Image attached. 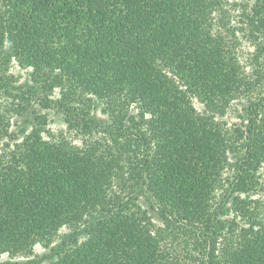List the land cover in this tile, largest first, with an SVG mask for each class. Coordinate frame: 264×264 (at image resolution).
I'll return each instance as SVG.
<instances>
[{
  "label": "trees",
  "instance_id": "16d2710c",
  "mask_svg": "<svg viewBox=\"0 0 264 264\" xmlns=\"http://www.w3.org/2000/svg\"><path fill=\"white\" fill-rule=\"evenodd\" d=\"M263 181L264 0H0V255L264 264Z\"/></svg>",
  "mask_w": 264,
  "mask_h": 264
},
{
  "label": "rangeland",
  "instance_id": "374dc122",
  "mask_svg": "<svg viewBox=\"0 0 264 264\" xmlns=\"http://www.w3.org/2000/svg\"><path fill=\"white\" fill-rule=\"evenodd\" d=\"M251 46H249L248 43L243 42L240 46V51L242 54L243 59L248 56V52L251 50ZM30 69L22 68L17 63H12L9 69V73L13 74L15 79L20 83L25 82L30 78ZM1 103H6L2 101ZM244 100H236L232 103V106L228 109L227 114L223 117L225 121H227L229 124L234 122H239L238 118V112L242 109L244 105ZM195 105L199 109H203V104L198 102V100H195ZM95 106L97 108H101L102 105L96 103ZM34 108L39 109L40 107L36 104ZM239 109V110H238ZM41 111L47 113L48 116V123L49 128H51L55 133L64 132L66 135H70L67 131V125L63 119V116L59 113H56L54 110H44L40 109ZM26 116H16L13 119L15 129H18L20 127H27L28 129L31 127V124L29 121L26 120ZM264 184V181H263ZM263 184L261 187H263ZM256 198H262L264 199V188H261L258 193L255 194ZM36 253L39 254V256H32L31 258H16L12 259L9 257L7 253H4L0 255V263L5 262L6 264H15L16 261H22V264H48L50 262V257L48 256V250L42 247L41 245L36 246ZM45 254V255H44Z\"/></svg>",
  "mask_w": 264,
  "mask_h": 264
}]
</instances>
